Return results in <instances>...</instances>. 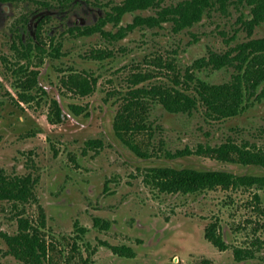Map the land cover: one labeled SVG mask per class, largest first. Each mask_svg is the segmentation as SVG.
I'll list each match as a JSON object with an SVG mask.
<instances>
[{
  "label": "rangeland",
  "instance_id": "obj_1",
  "mask_svg": "<svg viewBox=\"0 0 264 264\" xmlns=\"http://www.w3.org/2000/svg\"><path fill=\"white\" fill-rule=\"evenodd\" d=\"M63 1L0 2V174L35 179L33 198L0 201V264H25L10 253L3 238L18 231L22 218L32 226L44 223L50 264H264V188L164 194L145 181L151 167L167 165L264 175L262 167L241 164L235 154L224 161L213 152L230 141L264 153V95L224 121H209L202 110L170 113L152 104L151 135L124 136L144 157L116 139L112 119L117 104L110 105L111 92H123L134 74H150L143 86H164L210 52L222 53L262 37L264 21L249 26L264 0H234L226 7L217 3L183 29L158 16L159 10L180 0L125 13L118 23L112 18L123 0ZM136 16L157 21L139 24ZM100 22L104 33L69 32ZM51 44L61 45L56 60L47 56ZM94 50L110 56L90 59ZM70 67L94 72L98 92L87 98L62 96L59 71ZM234 72L233 67L205 68L197 75L221 84ZM35 75L45 93L36 87L30 92L33 99L19 101L16 92L27 85L30 90ZM55 96L63 110L68 101L88 105L91 117L50 125L46 115ZM105 99H111L110 107ZM88 140H101L102 145L89 149ZM95 218L108 228L96 225ZM212 223L227 244L224 251L205 238ZM150 225L158 227L157 234L153 227L144 234L143 227ZM121 245L131 247L134 258L113 252L112 247Z\"/></svg>",
  "mask_w": 264,
  "mask_h": 264
},
{
  "label": "trees",
  "instance_id": "obj_2",
  "mask_svg": "<svg viewBox=\"0 0 264 264\" xmlns=\"http://www.w3.org/2000/svg\"><path fill=\"white\" fill-rule=\"evenodd\" d=\"M1 2H14L17 0H0ZM74 0H64L68 4ZM163 0H123L115 9L116 17L112 18L118 23L125 13L136 10L147 9L149 7L160 8ZM234 0H180L176 5L162 8L158 12L159 20L167 17L174 21L179 29L190 27L199 22L202 16L217 3L226 7ZM254 20L250 22L249 29L260 25L264 21V4H259L254 10ZM157 21L154 17L136 16L139 24L145 21ZM69 32H77L81 36L103 32L102 24L87 27L70 28ZM61 45L51 44L47 56L51 60H56L61 56ZM110 53L94 50L90 52L89 58L99 61L109 57ZM26 55L25 58H27ZM189 70L183 74L175 73L170 78V84L164 86H143L141 84L148 81L150 74H134L129 84L123 92L112 93L111 99L105 102L111 106L117 104L114 110L112 126L117 137L124 141L128 147L138 155H143L136 145L128 142L125 135L150 134L153 126L149 120V108L152 104H159L170 113H187L201 111L203 116L209 121H224L241 115L253 103L255 99L264 95V35L259 38H251L245 42L237 44L235 47L222 53L210 52L206 58H200L194 62ZM233 67L235 72L230 81L213 84L202 79L197 72L205 68L222 69ZM175 70V67L173 68ZM22 72V68L20 70ZM63 74L59 77L57 87L62 96L70 99L67 94L78 98H87L98 92V76L87 69L70 67L60 70ZM181 75V77H180ZM18 87V86H17ZM30 90L28 85L22 91L16 92L19 101L33 99L30 92L33 88L45 93L39 86L35 75ZM118 94L117 96H115ZM116 97V98H115ZM64 100V99H63ZM64 102H66L64 100ZM1 103V101H0ZM66 108L75 117H88L89 106L68 101ZM50 125L57 126L66 120L63 116L61 103L56 98H50V107L46 115ZM86 147L89 149L99 148L101 140H88ZM216 156L224 161H231L235 154L241 164L249 166H260L264 169V153L253 151L246 146L237 145L227 141L218 147L213 148ZM160 192L166 194L182 193L193 194L205 190L221 188L223 190L232 187L257 185L264 188V175L254 176L243 174L236 176L230 172L212 169H197L172 166L151 167L148 170L146 180ZM35 179L30 176L6 177L0 174V201H28L33 198V188ZM18 231L13 235L4 234L6 245L10 253L19 261L25 264H50L48 261V249L42 229L44 223L32 226L27 219L19 220ZM94 223L107 229V223L95 218ZM80 231H83L80 229ZM205 238L217 249L224 251L227 244L223 239L219 228L215 223L205 228ZM112 250L115 254L126 257H133L134 251L126 245L114 246Z\"/></svg>",
  "mask_w": 264,
  "mask_h": 264
},
{
  "label": "flooded vegetation",
  "instance_id": "obj_3",
  "mask_svg": "<svg viewBox=\"0 0 264 264\" xmlns=\"http://www.w3.org/2000/svg\"><path fill=\"white\" fill-rule=\"evenodd\" d=\"M18 1V0H17ZM77 1H80V0H74V1H72V2H69L68 4L70 5L71 3H75V2H77ZM1 2V1H0ZM1 3H8V2H1ZM65 5H67V4H65ZM75 27H78V26H75ZM75 27H71V28H75ZM83 27H87V26H83ZM70 29V28H69ZM59 99V98H58ZM105 104H108L107 102H105ZM106 106H109V104L108 105H106ZM110 107V106H109ZM90 113H89V116L88 117H82V116H80V117H75L74 115H72L69 111H68V109H66V110H63V116L64 117H66V120H68L69 118H75V119H78V120H80V119H89L90 117H91V111H89ZM112 121H113V119H112ZM112 129H113V126H112ZM116 139H118L119 141H122V140H120L118 137H116ZM123 142V141H122ZM128 147V146H127ZM132 151V150H131ZM133 152V151H132ZM135 153V152H134ZM136 154V153H135ZM136 155H138V154H136ZM138 156H141V157H144V156H142V155H138ZM161 193H164V192H161ZM66 194V193H65ZM164 194H166V193H164ZM171 194H182V193H171ZM150 221L151 220H148V221H146V222H144L143 224L144 225H146L147 223H149L150 224ZM142 223V222H141ZM136 227V226H135ZM152 227H153V230H151V231H154V233L155 234H157V231H158V227H156L155 225L154 226H152V225H150V226H144L143 227V229H144V234H146V232L147 231H149L150 230V228L152 229ZM152 237H153V234H152ZM118 255V254H117ZM118 256H120V255H118ZM135 256V255H134ZM134 256L133 257H126V256H120V257H124V258H130V259H132V258H134Z\"/></svg>",
  "mask_w": 264,
  "mask_h": 264
}]
</instances>
